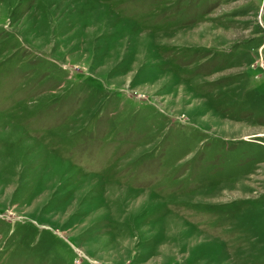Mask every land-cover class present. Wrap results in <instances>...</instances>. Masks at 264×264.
I'll return each mask as SVG.
<instances>
[{
    "label": "rangeland",
    "instance_id": "rangeland-1",
    "mask_svg": "<svg viewBox=\"0 0 264 264\" xmlns=\"http://www.w3.org/2000/svg\"><path fill=\"white\" fill-rule=\"evenodd\" d=\"M0 264H264V0H0Z\"/></svg>",
    "mask_w": 264,
    "mask_h": 264
}]
</instances>
